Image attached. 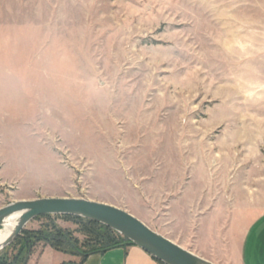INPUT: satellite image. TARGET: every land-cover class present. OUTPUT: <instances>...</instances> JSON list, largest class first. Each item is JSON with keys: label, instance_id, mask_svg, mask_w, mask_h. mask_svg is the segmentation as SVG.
Masks as SVG:
<instances>
[{"label": "rangeland", "instance_id": "rangeland-1", "mask_svg": "<svg viewBox=\"0 0 264 264\" xmlns=\"http://www.w3.org/2000/svg\"><path fill=\"white\" fill-rule=\"evenodd\" d=\"M49 197L193 251L264 243V0H0V208ZM53 225L88 251L83 224L41 217L0 262H35Z\"/></svg>", "mask_w": 264, "mask_h": 264}, {"label": "water", "instance_id": "water-1", "mask_svg": "<svg viewBox=\"0 0 264 264\" xmlns=\"http://www.w3.org/2000/svg\"><path fill=\"white\" fill-rule=\"evenodd\" d=\"M43 216H71L105 226L162 264H214L154 231L123 209L103 202L67 197L20 200L1 207L0 228L13 217H18V223L0 246V251L12 245L28 224Z\"/></svg>", "mask_w": 264, "mask_h": 264}, {"label": "crops", "instance_id": "crops-1", "mask_svg": "<svg viewBox=\"0 0 264 264\" xmlns=\"http://www.w3.org/2000/svg\"><path fill=\"white\" fill-rule=\"evenodd\" d=\"M208 227L211 230L212 227ZM207 228L203 227L204 233H206L207 230L209 231V228ZM210 241L211 242H209V244L211 245V248L209 249V253H207V251H204V249L202 248L199 249L198 247L197 251H193V249H191L190 247H185L184 245L180 246L208 261H210L214 256L212 254V251L220 250L221 252H224L225 259L229 262V264H235L234 257L237 256H239L240 259L242 258L243 261H247L248 259H250L253 264L264 263V243L261 242V240L256 241L251 236L246 239L245 234H243L242 237L233 236L232 238H230V235H226V237H223L222 240L220 239L217 241ZM258 259L261 260L260 263H258ZM210 262L214 263V261ZM29 264H160V262L154 259L150 254L136 246L116 247L102 253L92 254L84 260L82 259V257L68 256L61 252L55 251L50 247H46L41 251L39 256H37L35 262H33L32 260Z\"/></svg>", "mask_w": 264, "mask_h": 264}, {"label": "trees", "instance_id": "trees-1", "mask_svg": "<svg viewBox=\"0 0 264 264\" xmlns=\"http://www.w3.org/2000/svg\"><path fill=\"white\" fill-rule=\"evenodd\" d=\"M43 217H50V216H43ZM63 218L72 219L77 222H80V224H83L84 227L83 229L84 231H86L85 233H87L88 236L90 237L89 238L90 241L88 242L89 244L88 243H86L85 245L83 244L84 248L87 249L88 251L82 252L80 250L78 240L72 239L62 229L58 228L55 225H53L52 228V230L54 231V234L52 236H47V235L44 236L43 233L40 232L36 233V234H40V236L43 235L41 241L45 242L47 246H49L51 249L55 251L65 254L70 253L72 255H77L78 257H82V259L84 260L85 258H87L92 254L102 253L107 250L114 249L116 247L133 246L128 240L122 238L119 234H117L116 232L105 226H102L92 221L71 217V216H63ZM29 247L30 246H28V248ZM20 262H22V260ZM20 262L18 261V263ZM0 264H7V263L0 262Z\"/></svg>", "mask_w": 264, "mask_h": 264}, {"label": "bare ground", "instance_id": "bare-ground-1", "mask_svg": "<svg viewBox=\"0 0 264 264\" xmlns=\"http://www.w3.org/2000/svg\"><path fill=\"white\" fill-rule=\"evenodd\" d=\"M17 223L18 217H13L6 221L4 227L0 230V246L10 237Z\"/></svg>", "mask_w": 264, "mask_h": 264}]
</instances>
